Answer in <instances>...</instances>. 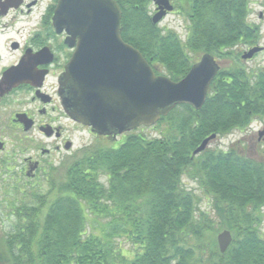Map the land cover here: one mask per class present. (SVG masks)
I'll return each mask as SVG.
<instances>
[{"label":"trees","instance_id":"1","mask_svg":"<svg viewBox=\"0 0 264 264\" xmlns=\"http://www.w3.org/2000/svg\"><path fill=\"white\" fill-rule=\"evenodd\" d=\"M191 1L196 16L185 40L152 22L148 0L118 3L123 39L157 74L179 81L204 53L234 59L203 107L178 105L156 124L159 136L132 132L49 167L48 193L15 186L21 196L8 207L13 221L1 222L0 264H264V157L234 147L194 155L207 137L264 120V66L249 70L235 48L252 38L246 0ZM225 229L233 242L222 253Z\"/></svg>","mask_w":264,"mask_h":264},{"label":"flooded vegetation","instance_id":"2","mask_svg":"<svg viewBox=\"0 0 264 264\" xmlns=\"http://www.w3.org/2000/svg\"><path fill=\"white\" fill-rule=\"evenodd\" d=\"M59 1L21 0L13 7L0 5V174L6 176L36 178L41 171L46 173L47 168L72 158L79 152L74 143L78 134L98 140H124L129 134L99 135L66 111L61 78L83 39H89L85 45H92L93 35L81 24L69 23L59 31L54 24ZM147 8L154 24L168 19L175 23L176 32L188 38L196 16L191 0H168L165 5L148 0ZM246 13L252 38L238 44L248 48L241 58L257 46L264 51V0H246ZM158 14L163 15L155 23ZM84 27L85 32L79 33ZM259 124L256 140L264 142V120Z\"/></svg>","mask_w":264,"mask_h":264},{"label":"water","instance_id":"3","mask_svg":"<svg viewBox=\"0 0 264 264\" xmlns=\"http://www.w3.org/2000/svg\"><path fill=\"white\" fill-rule=\"evenodd\" d=\"M21 0L0 1L7 7ZM165 5L168 0H156ZM163 14H158L156 23ZM122 10L115 0H60L54 24L60 31L66 24L88 26L93 44L83 39L61 78L62 102L76 120L92 127L99 135L116 137L141 126H153L176 106L190 104L201 109L210 85L221 69L216 58L206 53L179 81L157 75L140 50L122 38ZM86 27L80 29L84 33ZM77 32V31H75ZM93 49L89 53L86 49ZM263 48L255 47L244 59ZM264 133V131L262 132ZM217 137L213 134L202 141L194 155L203 152ZM1 145V143H0ZM224 253L233 241L230 230L217 236Z\"/></svg>","mask_w":264,"mask_h":264},{"label":"rangeland","instance_id":"4","mask_svg":"<svg viewBox=\"0 0 264 264\" xmlns=\"http://www.w3.org/2000/svg\"><path fill=\"white\" fill-rule=\"evenodd\" d=\"M170 18H172V16ZM159 25H160V27H163V28H165L166 25H167V27L169 25L170 26L169 29H173L176 31L178 29V28H176L175 23H170V21L168 22V19H166L165 21H162ZM235 48L241 53V55L245 52L246 49H248L244 45H238ZM201 56H202V54H200V56H195V58H197V57L200 58ZM218 60H219V63L221 64L222 67L230 66L229 64L234 63L233 58H228V59L219 58ZM242 60H243L242 63L249 70H255L257 68L263 67L264 66V51L257 52L255 54L254 58H252L250 60H247V61L244 59H242ZM259 121H260V119L255 120L251 124V127H249L248 130H246V131H243V132L234 131L232 134H229L226 137H217L216 139L211 141L209 148L228 150V149L234 147L235 149L241 151V153L247 152L248 154H250V156L256 157L258 159H262L264 157V142H258V140H256L257 139L256 132L258 130V126H260ZM163 128H164L163 126H160V127H155V126L140 127L139 129L135 130L134 132L143 133V134L147 135L148 137H156V136H159L161 134V129H163ZM244 136L248 137L249 139L248 140H240ZM252 136L255 137V140L250 139ZM7 141L9 143H11V140H7ZM122 141L123 140L115 141L114 145L117 146ZM109 142H112V140H98V139L93 138L91 135H89L87 133H83L81 135L78 134L77 140H74L76 148L78 147V149H77V152L79 151L78 153H81V151L88 146H92L95 144H108ZM56 164H57V166L60 165L59 163H56ZM46 171H48V168ZM45 175H46L45 172L41 171L39 173V175L36 176V178H30V177L23 176L22 180L18 178V182H17V178H15V177L0 174V227L2 226L1 222L8 225L9 223H11L13 221V218L9 217V212H8L9 208L8 207L11 204V202H18V199L21 196L20 194H18V191H17L15 186H17V185L24 186L23 189L26 188L27 190H29L31 188V186L34 185L35 187L38 186L36 190H38L39 192L48 193L49 190L51 189V187H50L51 184L48 183ZM54 178L56 181L58 180L57 175H54ZM23 181H24V183H23ZM185 182L189 184L190 188L196 189L197 193H199L201 191L198 188L197 182L192 181L188 178H185ZM198 189H199V191H198ZM209 202L210 201L208 199H203V202H202L203 209L204 208H208V209L210 208V207H208ZM262 231L264 233V223H263ZM125 246L127 248L132 249V247L129 245H125Z\"/></svg>","mask_w":264,"mask_h":264}]
</instances>
